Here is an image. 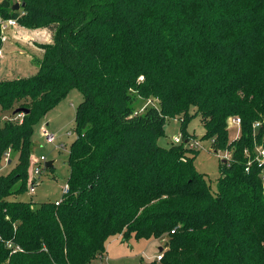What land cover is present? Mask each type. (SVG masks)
<instances>
[{"label":"trees","instance_id":"trees-1","mask_svg":"<svg viewBox=\"0 0 264 264\" xmlns=\"http://www.w3.org/2000/svg\"><path fill=\"white\" fill-rule=\"evenodd\" d=\"M23 2L13 10L0 0V19L51 27L53 40L38 43L35 75L0 78V107L22 114L0 126V160L18 154L0 175V264H104L117 234L167 237L147 264H264V0ZM74 88L83 100L68 192L39 205L12 199L33 183L36 126ZM149 98L158 104L134 106ZM196 115L203 139L230 153L216 191L195 164L187 126ZM177 116L184 142L159 145Z\"/></svg>","mask_w":264,"mask_h":264},{"label":"rangeland","instance_id":"rangeland-1","mask_svg":"<svg viewBox=\"0 0 264 264\" xmlns=\"http://www.w3.org/2000/svg\"><path fill=\"white\" fill-rule=\"evenodd\" d=\"M21 3V0H14ZM6 41H2L4 56L0 58V78L15 79L20 77H30L38 72V60L42 58L43 52L38 43L52 42L53 30L51 27L27 28L18 26L6 33ZM83 100V94L77 88L72 89L69 94L63 98L52 110L48 112L42 122L36 126L33 135V155L40 160L42 156L47 161L54 162V168L45 167L42 162V173L40 177L36 176L33 182H36L35 191L31 192L28 188L22 194L15 195L12 199L33 202L39 205L47 201H55L62 198L64 187L68 182L70 167L67 162L69 150L72 142L76 139L75 115L76 108ZM153 104H158L156 99H139L134 106L139 111H144ZM195 110L193 109L192 112ZM18 114L13 116V111L3 110L0 107V126L4 125L9 118H21ZM264 120V118H263ZM264 122V121H263ZM230 137L236 139L240 134L241 127L233 120L229 121ZM165 135L158 140L159 145L170 147L172 144L184 142V136L181 130V118H169L165 126ZM47 133L54 134L55 143H48ZM68 131L72 135H67ZM187 131L191 135V143L196 149L197 154L195 164L198 170L205 174L212 190H217V181L220 172V163L223 159H228L230 153L224 150L216 152L212 145V139H203L205 127L201 116H194L187 126ZM179 138V140H176ZM65 143L66 146L60 147L59 144ZM187 143V142H186ZM185 143V144H186ZM57 145V146H56ZM190 147V143H187ZM264 145H258L256 150L261 149ZM12 163H9V160ZM18 163V154L10 151V155H4L0 160V175L8 173ZM30 187V185H29ZM167 237L162 238H136L134 234L124 240L122 234L111 236L106 242V251L99 256L98 261L104 264H147L157 258L161 246L166 243ZM167 248V247H166ZM165 248V249H166ZM6 261L4 264H7Z\"/></svg>","mask_w":264,"mask_h":264},{"label":"built area","instance_id":"built-area-1","mask_svg":"<svg viewBox=\"0 0 264 264\" xmlns=\"http://www.w3.org/2000/svg\"><path fill=\"white\" fill-rule=\"evenodd\" d=\"M18 26H19V23H18V20L16 18L0 19V29L2 30V35H1L2 41L3 42L6 41L7 36H6L5 32L11 30L12 28H17ZM3 56H4V52H3L2 48H0V58H2ZM141 79H143V77H141ZM232 120L238 126L241 125V118L237 117V118H233ZM259 125H260V123L258 122L254 126L257 127ZM44 132L46 134V139H47L48 143H55L56 142V137L54 134L47 133V131H44ZM66 134L69 136V135H72V132L68 131ZM176 140H179V138H176ZM58 146H59V148L60 147L64 148L66 146V144L62 143V144H59ZM257 152H258V150H257ZM5 155L9 156L10 150L7 151L5 153ZM257 156H258V159L260 161V164L261 165L264 164V146L261 147ZM42 162H45V163L47 162V158L45 156H42L40 158V160L36 159V162H35L33 170H32L33 180L35 179L36 176L40 177V175L42 173ZM263 180H264V171H263ZM35 185H36V182H33L30 185L29 189L31 192L35 191ZM68 190H69V185L66 183V185L64 187V192H68ZM57 203H59V201ZM7 246L12 249V253H15L17 251H22V248L18 245L16 246L13 242H8ZM162 255H163L162 253L158 254L157 259L160 260L162 258Z\"/></svg>","mask_w":264,"mask_h":264},{"label":"water","instance_id":"water-1","mask_svg":"<svg viewBox=\"0 0 264 264\" xmlns=\"http://www.w3.org/2000/svg\"><path fill=\"white\" fill-rule=\"evenodd\" d=\"M24 5H25L24 2L23 3L16 2V4H14V6H13V10H19L21 7H24ZM20 112L26 114V113L29 112V110L28 109H25V108H18L17 110H15L14 113H20ZM200 138H203V135L200 136ZM223 161L226 162L227 159H223ZM10 163H11V160H10ZM52 166H54V162L53 161H47L45 163V167H47V168L52 167ZM168 246H169V244L167 243L165 246H161L159 248V250L160 251H163V249L166 248V247H168Z\"/></svg>","mask_w":264,"mask_h":264},{"label":"crops","instance_id":"crops-1","mask_svg":"<svg viewBox=\"0 0 264 264\" xmlns=\"http://www.w3.org/2000/svg\"><path fill=\"white\" fill-rule=\"evenodd\" d=\"M12 30H13V28H12ZM7 32H8V31H7ZM7 32H5V33H7ZM39 43H40V42H39ZM47 43H49V42H47ZM10 160H11V159H10ZM10 160H9V163H10ZM11 163H12V160H11ZM58 199H60V198H58ZM165 242H166V243L164 244V246L168 243V242H167V239L165 240Z\"/></svg>","mask_w":264,"mask_h":264}]
</instances>
